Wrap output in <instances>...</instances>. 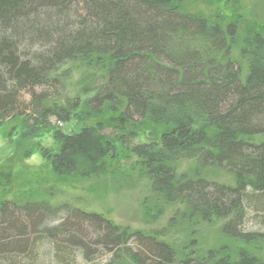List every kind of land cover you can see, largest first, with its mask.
<instances>
[{"label": "trees", "instance_id": "obj_1", "mask_svg": "<svg viewBox=\"0 0 264 264\" xmlns=\"http://www.w3.org/2000/svg\"><path fill=\"white\" fill-rule=\"evenodd\" d=\"M182 1L0 0V127L17 121L28 132H50L56 147L38 151L57 178L108 175L117 188L145 179L161 203L182 206L183 221L228 218L220 232L254 244L263 234L240 225L245 207L264 211V140L256 141L264 135V37L254 30L241 36L237 19L211 22ZM74 63L89 72L79 83L83 97L62 103L63 80L72 74L65 65ZM50 119L79 127L65 132ZM110 128L111 137L103 132ZM131 157L129 172L117 174L113 165ZM181 158L191 160L194 177H177ZM219 170L230 184L215 180ZM45 242L58 264L106 251L109 264L124 257L264 264L238 248L232 256L211 251L179 261L164 242L128 234L96 213L0 201V264H35Z\"/></svg>", "mask_w": 264, "mask_h": 264}, {"label": "rangeland", "instance_id": "obj_2", "mask_svg": "<svg viewBox=\"0 0 264 264\" xmlns=\"http://www.w3.org/2000/svg\"><path fill=\"white\" fill-rule=\"evenodd\" d=\"M182 6L186 11L211 22L225 23L230 19H237L241 36L254 30L264 37V0H183ZM231 56L240 62L242 74L245 75L246 63L240 60L238 48L232 50ZM65 66L72 74L63 80L62 94L58 97L62 103L65 99L74 100L77 95L83 97L79 93V83L89 73H85L86 70L78 63ZM50 121L53 126L65 132L76 131L79 127L73 122L59 124L54 119ZM103 132L110 137L112 132L116 133L111 128ZM138 138L144 140V132H140ZM260 140H264V135L256 138L257 142H261ZM41 146L52 149L56 147L50 132H28L17 121H9L0 127V166L2 164L1 168L6 172V175L4 172L0 173V201H46L53 207L68 206L85 213H96L126 230L128 234L138 232L164 242L176 252L179 261L205 257L211 251L220 252L221 256H232L237 248L264 258V238L253 244L222 234L220 228L228 218L183 221L178 213L182 206L161 203L151 193L150 185L145 179H139L130 188H117L110 182L108 175L85 180L57 178L41 157L38 151ZM132 160L131 157L115 163V172H129ZM175 173L183 179L194 177L197 172L193 170L191 160L181 158ZM219 174L217 178L214 177L217 182L230 184L231 178L224 170H219ZM1 182L6 183V186H2ZM243 212L240 225L242 231L263 234L264 237V211L247 206ZM111 253L106 251L101 256L86 259L82 252H78L75 264H109L112 261ZM91 255L88 253V257ZM35 264H58L54 259L52 244H41ZM119 264L134 263L124 257Z\"/></svg>", "mask_w": 264, "mask_h": 264}]
</instances>
